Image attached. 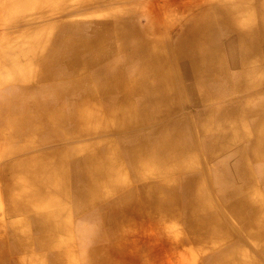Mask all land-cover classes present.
Wrapping results in <instances>:
<instances>
[{"label": "bare ground", "instance_id": "6f19581e", "mask_svg": "<svg viewBox=\"0 0 264 264\" xmlns=\"http://www.w3.org/2000/svg\"><path fill=\"white\" fill-rule=\"evenodd\" d=\"M50 1L9 0L0 14L9 22L15 10L28 6L34 12L21 21L30 25L45 22L54 8V16L63 20L53 27L29 28L0 55V86L14 82L24 93L0 105L5 121L0 135L10 142L5 169L10 212L21 215L9 224L11 242L5 235L0 239V264H9L10 253L21 256L12 264H152L147 261L149 246L138 245L131 255L135 242L130 230L141 222L159 233L172 254L177 247L170 235L182 229L191 246L205 255L204 264H264V98L255 108L250 98H237L224 114L208 106L203 125L195 129L197 135L205 133L201 139L184 132L188 123L172 118L173 108L164 106L181 101L186 109L191 95L200 104L213 98L222 103L227 84L234 86L235 96L264 86L263 79L255 82L261 76L252 59L261 51L257 63L264 67V2L255 29L251 14L245 17L222 0H200L197 12L172 40L169 15L161 6L146 11L149 18L157 14L149 22L160 34L157 38L145 37L134 16L120 15L111 23H96L88 35L84 21L71 19L94 0H54L53 8ZM120 1L125 12L142 4ZM223 26L226 35H237L239 50L217 46L223 42ZM228 54L239 57L236 76L228 72L234 65L227 63ZM114 55L125 59L126 72L113 62L104 67L108 83L103 92L117 88L120 95L101 109L82 94L95 83L85 84L88 78L81 71L98 68ZM190 77L199 93L193 92ZM67 93L78 94L70 107L64 102ZM241 111L245 118L240 120ZM214 113L219 124L230 118L229 138L220 129L209 133ZM142 121L147 126H139ZM107 129L117 137L102 144L65 146ZM53 141L60 147L45 150ZM84 151L83 158L70 160ZM204 161L212 164L211 170ZM74 203L85 210L103 205L109 214L98 220L97 229L87 226L84 232L76 224L80 237H91L94 243L85 249L82 241L80 252L71 248L72 210L77 206L68 204ZM22 228L33 237L22 236Z\"/></svg>", "mask_w": 264, "mask_h": 264}, {"label": "rangeland", "instance_id": "374dc122", "mask_svg": "<svg viewBox=\"0 0 264 264\" xmlns=\"http://www.w3.org/2000/svg\"><path fill=\"white\" fill-rule=\"evenodd\" d=\"M9 0H0V14L4 13L3 10L5 9L7 2ZM72 1H76V0H72ZM200 0H142V4H140L139 6H137L136 8H134L133 10H130L128 12H125L123 10L122 7V3L121 1L119 2V0H117L114 4H111V2H109L108 0H94L93 2H91V6L86 7L85 11L79 13V14H75L74 17L71 20H78V21H84L83 24V28H84V34L86 32V34L89 35L90 33V29L94 28L96 29L95 26L96 23H101V22H107V23H111L115 20V18H117V16H122L123 18L128 17L130 18L131 16H134L133 21L135 20V23L137 24V26L141 29L142 33H145V37L147 36H151V37H158L160 36V34H158V32L155 30V26L152 25L151 23H149L150 21L155 20V17L157 16V14H152L155 16H151V18H149V15L147 14V8L149 9V7L151 6H156V7H163L162 11H165L167 13V16L169 15L168 19L166 20V24L168 26V29L171 32V39L174 40L178 34L181 28L185 27L184 25H187V22L189 21V19L197 12L198 10V3ZM222 4L227 6L228 8H232L235 10H242L244 11L243 15L246 17L247 15H252V19L254 21V26L256 29V26L258 27V20L260 18V11H259V6L261 7L262 2H264V0H222ZM51 6L53 8L54 5V0H51ZM144 6V7H143ZM58 10L54 9L51 10V12L53 14H51L52 16H49V18L43 22V23H38V21L34 22L33 24L30 25H25L22 23V19L23 17H25L26 15H32L33 14V9L28 7H25L22 10H15V13L11 14L12 19L9 17V22L7 21V19L5 17H0V50H3L5 48V45L7 43H9V47L11 49V46L13 44L18 43L17 41H19L22 36L24 35L25 32H29L30 29L29 28H37L40 26L43 27H47L49 25H51L53 27V25H57L61 22H63V20H60L61 17H55L54 16V12H56ZM125 12V13H124ZM170 13H173L174 16L176 18H173ZM59 15V13H58ZM148 18H147V16ZM60 16V15H59ZM22 17V19H21ZM55 17V18H54ZM15 22H12V21ZM54 20H58V21H54ZM9 25V27H7ZM221 41L223 42H219L217 46H225V45H230V47L232 46L233 48H237V50H239L241 47H238V42H237V35L232 33L229 35H226V26H223V28L221 29ZM82 33V31H81ZM142 36L140 35L139 37H137V41L136 44H141L140 41L142 40ZM261 44V43H260ZM216 45V44H215ZM214 45V46H215ZM264 46V44H263ZM245 47V46H244ZM4 52L0 53L4 54L7 51L3 50ZM226 53V52H225ZM227 54V53H226ZM263 53H261V51H259L257 54H255L252 59L253 61H255V71L261 76V78H256L255 82H259L260 79L264 80V67L262 65H258V61H259V57L262 56ZM2 58V57H0ZM228 58L230 60H228ZM236 56H230L228 54V57H226L227 59V63L230 64V62L232 61L234 65H229L228 67V72L231 76H236V74L241 72V68L239 66L238 63L240 60L238 58H236ZM235 60V61H234ZM125 59L122 58V55L118 56V55H114L112 57H107L105 63H103L101 66L102 70L104 69V67H106L109 63L113 62L116 64V66H123V71L126 72V67H125V63H124ZM1 59H0V64H1ZM84 63V61L82 62ZM135 64L137 62L135 61H130V64ZM3 64V62H2ZM238 64V65H237ZM2 66V65H1ZM99 66V67H100ZM98 67V68H99ZM98 68H91L89 70H85V71H81L82 73H84L87 78H88V82H85V84H89V87L91 85H93L94 83V89H87V88H83L85 91L82 92V94H88L89 96V100L91 101V103L101 109H104L103 106H107L108 103H113L115 102L120 93L119 90L117 88H113V89H109V93L106 94V92H103V88L106 86V84L108 83V81L106 80L105 77V69L103 70L102 73L99 72ZM1 70V68H0ZM119 70H116L114 73H117ZM4 71H1V74H3ZM113 73V74H114ZM126 75V74H125ZM122 76H124V74H122ZM233 81L235 80L234 78H232ZM192 77H190V80L188 81V83L191 85L193 92L194 93H199V92H195L194 91V85L192 83ZM92 87V86H91ZM88 91V92H87ZM67 92H69V90H67ZM22 94H24L23 92H19L17 90V84L16 83H5L4 85L0 86V105H2L1 103L3 102H8L9 101V97H15L17 95L21 96ZM227 95V97H224V100L222 103H219L216 101L215 98L211 99L208 102L205 103H199V101L197 100V96L196 95H191L189 96V98L187 100H185L187 108L183 109L182 108V104L181 101L177 102V103H167L164 106L166 107V109L170 106L173 108L172 113H171V117L178 120V119H182L183 121H186L188 124H183L182 128L184 130V132H192L195 133V135L201 139L204 136V132H202L201 135H197V131H195V129L197 128V130L199 129L198 127H200V125H203V119L205 116L204 111L207 109L208 106H211L213 108V110H215V112L218 113H223L227 112L230 110V107H232L235 103L234 100H236L237 98L239 99H247L250 98L251 100H253V105L252 107L255 108V106H258L259 102L264 98V86H260L258 89H253L252 91H248L245 95L243 94H239L238 96H235V89L234 86L232 84H227L225 86V93ZM85 96V95H84ZM78 97V94L75 95L73 93H67L66 98L64 100V102L66 103L67 106L70 107V105L72 106L74 101L76 100V98ZM132 100H134V102H136L137 98L133 97ZM4 104V103H3ZM218 113H214L213 114V118L211 119V122H209V126L211 128L210 130V134L212 133H216L218 132V130L220 129L221 131H225L224 136L229 138L231 135V125H230V118L228 117L227 119L223 120V124H219L218 122V118L219 116L217 115ZM228 113V112H227ZM201 114V116H200ZM241 119H243V117L245 118V112L241 111V113L237 114ZM199 117V118H198ZM215 119V121H214ZM1 120V119H0ZM234 120V119H233ZM5 125V121L1 120L0 121V126L4 127ZM139 126H147L146 123H144L143 121L140 123ZM131 128V127H129ZM241 127L239 126V129ZM104 129V128H103ZM216 131H215V130ZM226 129H228L229 131H227ZM94 134L91 137V139L86 140V139H79L73 143L67 142L65 144V146L67 147H71L74 146L76 144H88V143H92V142H98V143H106L108 140L112 139L113 136L114 138H116V134L114 131L111 130H105V131H92ZM230 134V135H229ZM204 138H207V136L205 135ZM9 137H3V135H0V239H2L4 237V235L6 236V240L9 239V242H11L12 238L10 236V231H9V224L11 223H16L20 220L21 215L20 213H15L12 214V212H10V206L11 203L9 202V188L7 187V175L5 174L6 171L9 168V162L11 160V158L9 159V155H8V147H9ZM56 143L51 142L49 143L45 150L47 149H56L59 148L60 146H56ZM79 146H83V145H79ZM45 145L41 146V151L44 150ZM5 148V149H4ZM236 148V147H235ZM6 150V151H5ZM92 152V151H89ZM88 151H84V152H80L78 153L76 156H73L70 160H76V159H81L85 156V154H87ZM196 153V151H195ZM199 159L196 158V162L199 164ZM204 165L206 167H208L207 169L211 170L210 168H212V164L208 163V161H204ZM199 166V165H198ZM253 168H255V164L253 165ZM77 206V210H72L73 211V217L71 220V225H72V233L73 235V239L71 240V242H73L72 244V250L75 251H82L85 247V249L87 247H91L94 243L91 241V237L89 238H83L80 237V233L82 232H78L76 230V224L81 225L82 228L81 231L85 232V229L87 228V226H90L95 229L101 227V223L98 222L99 219H101L102 217H106L108 214V211L106 209H104L103 205L100 206H96L90 209H84L81 208L80 205H75L74 204H68V207H72L71 209H73V207ZM95 217L96 219L92 220V219H86L87 217L91 216ZM109 215V214H108ZM146 223L141 222L138 224L137 227H135V231L130 230L131 236H134V242H135V248L134 251L131 252V255H136L135 249L136 247L139 245L142 249H146L149 246V252L147 251V261L151 262L152 264H179V262L181 261V264H204V261L206 259H204L205 255H202L200 253V250L198 248H196L194 245L191 246V239L183 232L182 229H179L178 232L174 233L173 235L171 234L170 236H172V240L175 241L176 247L177 249H175L174 253L172 254V251H170L167 247V245L164 243V241H161V238L159 236V233H155L154 230H152L150 227L149 228H145ZM177 224H179V227H181L182 222L179 221L177 222ZM147 225V224H146ZM21 225H18V229ZM148 227V226H147ZM20 234L22 236H25L27 238H31L33 237V232L29 231H24V229H21ZM85 233H83L82 235H84ZM158 234V235H157ZM82 241L85 242L86 245L80 246L82 244ZM185 247V248H184ZM83 248V249H82ZM181 251V253L179 252ZM36 253H39L37 251H35ZM138 252H142V251H138ZM175 253H180L178 256H175ZM15 258H21V256H19V254H9V264H12L10 261L14 260ZM31 258V257H30ZM135 264H141V263H136Z\"/></svg>", "mask_w": 264, "mask_h": 264}]
</instances>
